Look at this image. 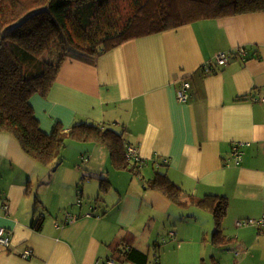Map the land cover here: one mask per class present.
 Returning a JSON list of instances; mask_svg holds the SVG:
<instances>
[{"label":"crops","instance_id":"1","mask_svg":"<svg viewBox=\"0 0 264 264\" xmlns=\"http://www.w3.org/2000/svg\"><path fill=\"white\" fill-rule=\"evenodd\" d=\"M240 47L246 48L245 58L235 54L226 65L216 64L217 54ZM71 53L49 94L31 98L41 127L49 131L57 119L68 117V128L77 113L102 122L104 107H115L111 121L127 122L147 161L140 175L116 170L108 179L114 194L100 202L99 183L85 182L82 209L70 207L72 215L82 217L68 222L69 213L57 215L50 208L39 230L32 224L46 213L44 207H52L48 197L58 194L62 201L58 186L65 184L72 199L60 205L73 203L79 175L99 174L107 147L72 141L75 164L54 173L36 193L25 194L26 185L16 181L0 189V228L13 232L10 247L0 243V264H95L109 255L110 240L122 228L140 233L144 226L147 242L160 244L161 264H264V228L236 224L264 213V12L199 20L128 40L98 58ZM207 64L215 71L205 75L201 68ZM191 75L192 96L180 101L179 83ZM56 86L69 88L74 100H66L64 90L58 92L61 99L54 98ZM240 146L243 160L236 163L232 152ZM20 151L13 137L0 133V153L12 154L14 162ZM157 156L167 158L166 173L192 198L229 199L225 248L213 244L216 225L209 211L197 204L178 206L145 183L157 169ZM4 199L8 211L2 209ZM26 246L33 249L28 258L21 254Z\"/></svg>","mask_w":264,"mask_h":264},{"label":"trees","instance_id":"2","mask_svg":"<svg viewBox=\"0 0 264 264\" xmlns=\"http://www.w3.org/2000/svg\"><path fill=\"white\" fill-rule=\"evenodd\" d=\"M123 1L128 4L133 2L134 11L131 14L121 9ZM262 12L264 0H0V133H10L26 156L34 162L48 166H57L63 161V149L68 142L104 144L108 149V160L106 164H101L99 174L85 175L84 163L77 164V169L83 171L82 177L79 175L75 200L68 207L76 206L82 209L85 198L84 184L95 180L101 188L96 196V201L100 202L102 196L108 194L111 187L108 179L116 174V170H127L133 175L141 174V168L147 161L141 156V141H132L130 134L133 132L127 122H118L121 117H117L116 122L111 121L113 111L110 110L116 108L109 106L104 107L102 122L77 113L70 127L66 128L58 122L54 131L47 134L41 129V122L36 116L31 98L35 94H49L72 51L98 58L131 39L158 34L199 20ZM70 16L79 27L78 33L83 34L82 43L74 40L68 28ZM61 34L65 35L69 48L63 51L56 62H51L45 54ZM233 54L235 56V53ZM214 58L217 65L228 63L219 64L217 57ZM201 71L207 75L215 69L211 64H207ZM193 87L191 75L182 79L177 90H184L189 100ZM60 90H64L69 96L66 100H74L70 99L69 88L61 86H56L54 98L61 99L58 93ZM260 98H256V102L261 103ZM246 145L249 144L243 146ZM243 146L237 147L242 158ZM81 158L86 161L88 156L83 155ZM235 161L237 163V160ZM153 163L157 169L153 177L147 178L145 183L153 189L161 190L178 206L197 204L209 211L216 225L213 244L225 248L230 243L223 231V221L230 205L229 199L219 194L192 198L189 191L175 183L167 174L166 157L157 156ZM33 165L30 164L26 169ZM30 182L26 184L25 194L31 191ZM117 204L118 202L115 205ZM60 213L62 212L57 211V215ZM46 214L41 213L38 216L32 224L34 228L40 229ZM76 215L75 220L82 217L80 214ZM67 216L68 222L74 219L69 214ZM263 217L264 213L258 217L238 220L236 224L253 225L262 229L264 225L258 222ZM148 232L145 226L140 233L130 228H122L110 240L109 255L98 261L106 264L104 262L110 257L109 260H114V264H161L160 244L148 243ZM12 233L11 231L10 236ZM28 249L31 251L29 255H32L33 249L29 246L23 248L22 252Z\"/></svg>","mask_w":264,"mask_h":264},{"label":"rangeland","instance_id":"3","mask_svg":"<svg viewBox=\"0 0 264 264\" xmlns=\"http://www.w3.org/2000/svg\"><path fill=\"white\" fill-rule=\"evenodd\" d=\"M121 4H122L121 9H123L124 11H127L129 14H131L134 11L133 2L128 4L125 1H123ZM68 28L73 34L74 40L78 41L79 43H82L83 34L80 35L78 33L79 27L72 16H70V18L68 19ZM66 48H69V45L66 42L65 35L61 34L55 40L54 44L50 47L49 51L45 54V57L51 62H56L59 59V56L63 53V51L66 50ZM221 53H224V52H221ZM221 53L217 55H220ZM226 54L228 56L227 61H226L227 63L231 61V59L234 57V54L232 52L226 53ZM218 58H223V57H218ZM177 95H178L179 100L185 96L183 90H179L177 92ZM37 118L39 121H41V119L38 116ZM58 122H61L63 126H65L69 123V118L66 117L63 120L57 119L49 131H45L42 127L41 129L45 133L51 134L56 128V125ZM6 135H10V137H12L10 133H6ZM7 152H10V151H7ZM11 155H9L10 157H7L5 154L0 153V189H7L9 187V184L13 181L20 182L26 185L28 184V181L30 180L31 181L29 183L30 190L32 194H34L40 189V187L44 186L45 183L49 182L50 178L52 177L54 173L66 172L69 169L70 165L75 164V162L72 161L74 154H73V147L71 146L70 142H68L66 144V147L63 149L64 159L61 163H59L57 166H48V165H43L39 163L38 161L32 162L34 163V165H33V169L31 172L26 171V161H34L32 160V158H29L28 156H26V154H24L23 151L21 150L20 151L21 158L19 160L12 162L9 159L11 158ZM58 191H60L63 194V200L60 201L58 194H55L54 196H50L48 197V200L52 207H47V208L48 209L52 208L53 210L59 211L62 213L71 212L70 207H60V206L63 204L62 202H69L72 199V192L69 190L68 186L65 184H61L60 186H58ZM90 191H93V189H90ZM108 193L110 195H113L114 191L112 190ZM71 208H74V207H71ZM48 209L46 210L47 214H48ZM42 210H44L43 207H42ZM109 259L110 257H108V259L104 263H107ZM95 264H102V263L97 261Z\"/></svg>","mask_w":264,"mask_h":264},{"label":"built area","instance_id":"4","mask_svg":"<svg viewBox=\"0 0 264 264\" xmlns=\"http://www.w3.org/2000/svg\"><path fill=\"white\" fill-rule=\"evenodd\" d=\"M236 53L245 56V55L247 54V51H246V48H245V47H240V49H237V50H236ZM236 53H235V54H236ZM218 57H223V58H218ZM227 58H228V56H227L226 53H221L220 55H217V60H218V63H219V64H224V63H226ZM186 86H187V85H186ZM183 92H184V90H183ZM184 94H185V96H184L183 98L180 99L181 101H186V100H187V95H186L185 92H184ZM233 155L237 158V163L241 162V160L243 159V158L241 157V155H240V153H239L237 147H235V148L233 149V152H232V158H233ZM233 159H234V158H233ZM0 198H1V197H0ZM2 208H3L4 210L8 211V209H9V205H8V203H7V202H3V203H2ZM74 220H75V218H74L73 220H71V222H73ZM258 224H260V225H264V217H263V219H261V220L258 222ZM10 233H11V230L6 229L5 227H1V228H0V243H1L4 247H6V248L10 247V245H11V236H10ZM30 253H31V251L28 249V250H26L25 252H22L21 254H22L24 257H27V258H28V257L30 256V255H29ZM28 255H29V256H28ZM114 263H115L114 260H108V262H107L106 264H114Z\"/></svg>","mask_w":264,"mask_h":264},{"label":"bare ground","instance_id":"5","mask_svg":"<svg viewBox=\"0 0 264 264\" xmlns=\"http://www.w3.org/2000/svg\"><path fill=\"white\" fill-rule=\"evenodd\" d=\"M69 213V215L72 217V218H75V216L74 215H72L70 212H68Z\"/></svg>","mask_w":264,"mask_h":264}]
</instances>
